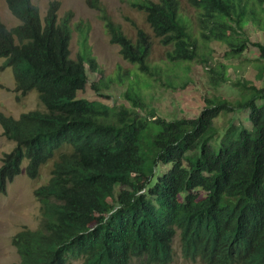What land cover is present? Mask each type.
<instances>
[{"label": "trees", "instance_id": "16d2710c", "mask_svg": "<svg viewBox=\"0 0 264 264\" xmlns=\"http://www.w3.org/2000/svg\"><path fill=\"white\" fill-rule=\"evenodd\" d=\"M188 2L198 11L204 45L211 39L224 44L230 59L251 45L256 60H264V45L249 42L248 33L250 24L261 27L264 0ZM5 3L19 24L7 29L0 20V68L11 69L18 101L35 91L43 110L16 119L0 113L3 135L14 144L0 159V194L24 161L34 180L58 156L49 182L34 192L40 226L14 239L20 264H169L177 234L186 261L264 264V105H256L264 100V87L244 82L251 94L235 104L205 98L194 119L147 120L124 108L109 109L77 96L88 84L85 64L91 71L96 64L84 38L83 53L70 58L69 16L57 22L59 3H49L43 19L31 0ZM133 5L145 12L160 43L173 47L166 58L170 66H206L176 0ZM103 20L122 58L151 75L145 67L149 36L138 29L133 42L107 16ZM258 69L264 76V65ZM224 81L220 74L212 85ZM131 94L127 88L124 96ZM236 109L249 111L252 129L231 125L215 153L213 122ZM148 162L171 167L153 177L145 171Z\"/></svg>", "mask_w": 264, "mask_h": 264}, {"label": "rangeland", "instance_id": "374dc122", "mask_svg": "<svg viewBox=\"0 0 264 264\" xmlns=\"http://www.w3.org/2000/svg\"><path fill=\"white\" fill-rule=\"evenodd\" d=\"M38 7L40 17L43 18L50 2L60 4L57 19L62 23L69 15L70 28V58L78 59L82 54L81 39L85 37L89 53L94 58L95 70L91 71L85 64L88 84L78 93V98L99 102L117 111L124 108L134 111L138 117L147 120L162 118L166 121L186 118L194 119L205 105V98H224L231 103L245 102L251 91L245 88L255 86L264 87V76H260L258 67L264 65V60L257 58L258 51L251 45L238 58L230 59L225 50L226 46L216 41L203 44L199 27V15L187 0H178L179 12L189 23L191 41L196 40L200 52L205 54L206 66L192 61L189 66H170L166 61V52L172 50L163 47L146 22V15L135 5L139 0H97L102 12L91 8L89 0H31ZM157 3L159 0H146ZM264 8V7H263ZM260 8H256V11ZM119 26L122 33L136 40V32L142 29L150 41V54L147 64L153 73L152 78L138 73L137 67L125 61L120 55V47L110 41L102 14ZM261 27H248L249 42H259L264 45V12ZM0 20L7 29L19 24L18 20L9 12L5 0H0ZM199 51V50H198ZM0 60V67L2 65ZM210 70V71H209ZM223 74L226 80L219 85H212L214 78ZM148 82L149 84H146ZM172 84L169 85V84ZM91 85H95V88ZM127 88L132 94L130 98L124 96ZM14 78L10 69L0 68V113L6 117L18 118L22 113L43 110L38 101L37 93L30 92L19 101L16 99ZM138 95L140 103L138 105ZM140 105H143L140 107ZM257 106L264 105V100H257ZM153 112L150 114L148 112ZM247 109H236L232 113L221 114L213 122L217 135L210 143L211 149L217 153L223 133L231 125L251 130ZM0 127V159L3 154L13 148ZM66 151V150H64ZM150 157V156H149ZM55 158L43 165L36 179L28 178L25 173L26 161L23 162L22 172L12 183L8 184L6 193L0 194V264H17L19 257L10 244L14 234L22 229L35 230L42 220L41 205L35 197V190L46 185L51 177V170ZM150 158H148V161ZM186 165V162H184ZM168 166L153 167L151 162L146 164L145 171H152L153 177L170 169ZM120 190L115 189V195ZM178 234L173 241L174 258L171 264H203L184 260L180 252ZM80 260H70L69 264H80ZM135 264V263H134Z\"/></svg>", "mask_w": 264, "mask_h": 264}, {"label": "clouds", "instance_id": "9594fccd", "mask_svg": "<svg viewBox=\"0 0 264 264\" xmlns=\"http://www.w3.org/2000/svg\"><path fill=\"white\" fill-rule=\"evenodd\" d=\"M177 1V3H178V8H179V2H178V0H176ZM32 2V1H31ZM52 2H54V1H52ZM159 2V1H158ZM157 2V3H158ZM187 2H188V0H187ZM51 3V2H50ZM59 3V2H58ZM189 3V2H188ZM190 4V3H189ZM88 5L91 7V8H93V9H95V10H97L98 12H102V8L99 6V4H98V2H97V0H89L88 1ZM191 5V4H190ZM59 7H60V4H59ZM191 7L192 8H195V7H193L192 5H191ZM48 8V7H47ZM47 10V9H46ZM10 12V11H9ZM58 13V12H57ZM40 14V13H39ZM45 14H46V12H45ZM179 14H180V12H179ZM105 15V13H103L102 14V19H103V16ZM13 16V15H12ZM45 16V15H44ZM67 16H69V15H67ZM14 17V16H13ZM66 17V16H65ZM146 17V16H145ZM44 18V17H43ZM43 18H41V19H43ZM70 18V17H69ZM64 20V19H63ZM19 22V21H18ZM57 22H58V19H57ZM63 22V21H62ZM103 22H104V20H103ZM69 23V22H68ZM105 23V22H104ZM61 24V23H60ZM148 24V23H147ZM149 25V24H148ZM106 26V25H105ZM150 26V25H149ZM16 27V26H15ZM68 27H69V25H68ZM12 29V28H11ZM107 29V28H106ZM152 29V28H151ZM142 30V29H141ZM69 32H70V28H69ZM144 32V31H143ZM152 32H153V30H152ZM145 33V32H144ZM146 34V33H145ZM153 34H154V32H153ZM147 35V34H146ZM148 36V35H147ZM154 36H155V34H154ZM156 37V36H155ZM85 39V37H82V39ZM157 38V37H156ZM82 39H81V50H82V53H83V46H82ZM159 39V38H158ZM85 42H86V39H85ZM69 43H70V39H69ZM149 43H150V41H149ZM159 43H160V39H159ZM160 45H162L161 43H160ZM163 47H166V48H169L168 46H164V45H162ZM171 46V45H170ZM172 47V46H171ZM248 47H249V45H248ZM86 48H87V43H86ZM68 49H69V46H68ZM172 49H173V47H172ZM248 49V48H247ZM246 49V50H247ZM256 49V48H255ZM87 51L89 52V50H88V48H87ZM172 51V50H171ZM170 50H168L167 52H166V54H165V56H166V58H167V53L168 52H171ZM149 54H150V51H149ZM69 55H70V50H69ZM80 55V54H79ZM78 55V56H79ZM91 55V54H90ZM148 59V58H147ZM146 63H147V61H146ZM148 65V64H147ZM137 67V71H138V73H140V74H142V75H146V76H148L147 74H144V73H142V72H140L139 70H138V66H136ZM145 67H147L148 69H149V67L148 66H145ZM7 69V68H6ZM8 69H10V68H8ZM85 69H86V67H85ZM5 70V69H4ZM11 70V69H10ZM12 72V71H11ZM149 72L151 73V75H149L148 77L149 78H152V75H153V73L149 70ZM12 76H13V74H12ZM146 84H149L148 82H146ZM31 92H35V91H31ZM30 93V92H29ZM28 94V93H27ZM26 94V95H27ZM136 98H138V95H136L135 96ZM39 101V100H38ZM1 127V126H0ZM2 129V128H1ZM3 132V131H2ZM13 143V142H12ZM14 145V144H13ZM10 152V151H9ZM2 158V157H1ZM1 164V163H0ZM23 165V164H22ZM27 165V164H26ZM46 165V164H45ZM26 167V166H25ZM42 167V166H41ZM40 167V168H41ZM40 170V169H39ZM52 171V170H51ZM21 172H22V166H21ZM21 174V173H20ZM38 175H39V172H38ZM19 176V175H18ZM51 178V177H50ZM50 180V179H49ZM49 182V181H48ZM12 183V182H11ZM10 184V183H9ZM39 202V201H38ZM40 203V202H39ZM41 205V204H40ZM38 229V228H37ZM24 230H30V229H22L21 231H24ZM36 230V229H35ZM35 230H31V231H35ZM21 231H19V232H17L16 234H14L13 236H12V238H11V241H10V244L12 245V247L15 249V251H16V253H17V249L15 248V246L13 245L14 244V239L16 238V236L18 235V233H20ZM17 255H18V253H17ZM18 257H19V255H18ZM174 258V257H173ZM172 261H173V259H172ZM172 261L169 263V264H171L172 263ZM190 262H192V261H190ZM194 262V261H193ZM195 262H197V261H195ZM200 262V261H199ZM17 264H20V258H19V261H18V263Z\"/></svg>", "mask_w": 264, "mask_h": 264}]
</instances>
